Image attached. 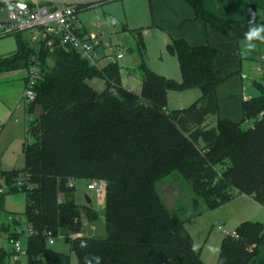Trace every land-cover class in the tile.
Listing matches in <instances>:
<instances>
[{"label": "trees", "instance_id": "1", "mask_svg": "<svg viewBox=\"0 0 264 264\" xmlns=\"http://www.w3.org/2000/svg\"><path fill=\"white\" fill-rule=\"evenodd\" d=\"M184 1L220 33L245 40L252 19L230 23L203 0ZM254 21L264 25V15L261 23ZM13 35L17 51L0 57V73L28 69L35 57L41 73L36 100L26 110L33 120L23 147L25 166L0 172V213L7 194H26L24 215L34 230L26 264L71 263L69 254L50 247L48 236L68 240L77 264L91 255L102 257V264H206L187 220L238 195L264 206V85L243 101L241 121L219 118L217 89L231 74L215 66L216 48L173 38L168 50L178 57L182 80L158 74L143 61L142 87L135 92L123 85L118 63L95 67L49 40L33 43L22 32ZM138 44L143 47L141 38ZM95 77L105 81L103 90L89 83ZM191 88L202 96L169 111L168 92ZM210 117H217L212 125ZM257 117L253 128L244 126ZM170 175L190 183L191 208H169L162 200L156 185ZM78 179L106 182V236L84 235V219L97 222L100 213L76 201ZM236 231L238 238H223L217 264H264V224L244 221ZM8 232L10 242L18 237ZM0 264H16L2 247Z\"/></svg>", "mask_w": 264, "mask_h": 264}, {"label": "crops", "instance_id": "2", "mask_svg": "<svg viewBox=\"0 0 264 264\" xmlns=\"http://www.w3.org/2000/svg\"><path fill=\"white\" fill-rule=\"evenodd\" d=\"M38 1L49 7L61 8L71 0ZM79 1L82 3L81 10L93 9L90 12L93 11L94 19H91L92 28L89 29L82 22L81 17L87 18L86 15L90 12L86 11L80 16L77 15L75 24L78 28L84 33L88 31L103 32L107 37L115 39L130 34L137 40L140 64L144 61L150 69L167 78L182 80L178 57L168 50V45L173 38L183 39L190 46L210 45L216 48L220 55L214 60L215 66L231 74V77L217 89L220 106L218 117L234 121L242 120L243 101L257 95L247 94V88L241 79L247 78L255 83L249 75L264 73V60L262 59L264 55L261 53L256 57H251L256 58L258 63L253 62L250 65L247 62V58H250L247 56L255 53L253 49L247 48L246 40H235L220 33L204 20L197 18L193 7L184 0ZM203 3L207 10L230 23L253 18L257 19L259 23L263 20L264 0H203ZM77 21H80V24ZM31 35L32 42L40 41L33 38L32 32ZM140 38L143 40V47L138 44ZM254 44L259 47L260 52L264 48V41L254 42ZM16 51L0 55V57L12 55ZM139 66L137 64L136 67L132 61L120 66L123 85L135 92H140L142 87ZM259 67H262L261 71ZM26 80L27 69L0 73V128L8 123L22 122L23 115L26 113L22 103ZM201 96L202 91L199 88L182 91L170 90L167 108L169 111L185 109ZM216 119L217 117H210L208 122L212 125ZM92 227L93 230H96L95 226ZM91 234L86 233L85 235Z\"/></svg>", "mask_w": 264, "mask_h": 264}, {"label": "rangeland", "instance_id": "3", "mask_svg": "<svg viewBox=\"0 0 264 264\" xmlns=\"http://www.w3.org/2000/svg\"><path fill=\"white\" fill-rule=\"evenodd\" d=\"M90 10L93 9L80 10L77 15L80 16L86 11L90 12ZM86 16L87 18L85 16L84 18L81 17V20L89 29H91V19H94L93 11L87 13ZM80 21H77L78 24H80ZM22 33L25 38H28L29 40L31 39V31H24ZM37 39L39 40L40 38L37 37ZM117 40L122 44L125 52V58L119 62L120 66L130 61L135 63L136 67L137 64L140 65V54L137 48V40L130 34L117 38ZM15 41L13 34L0 37V55L16 51L17 47ZM33 45L36 46V44ZM132 50L133 52H131ZM259 50V47L255 45V48L253 49L255 54L247 56L250 57L247 58V62H249L250 65H252L253 62L258 63L256 58L251 57H256V55H260V53L261 55H264V48L261 49V52ZM50 62L52 63V61ZM239 75L241 77V74ZM249 77L253 79L255 83L247 80V78L241 77L244 86L247 88L246 93L250 95L260 94V85H264V80H262V78H264V73H254L253 75H249ZM123 82L125 83L124 79ZM89 83L99 91L105 88V81L98 77L90 79ZM13 119L15 118L13 117ZM29 125L30 120L26 112L23 115L21 123H8L0 128V172L3 170L24 168L25 155L23 147L26 140H30L29 135H27ZM244 126H247V124L245 123ZM74 184L76 201L79 204H87L88 196L92 199L90 205L100 213V218L97 222H89L87 219H84V234L93 233L91 235L106 236V228L102 222L104 203L97 199L93 190L88 188L86 180L78 179ZM156 187L167 207L170 208L173 205L185 204L191 208L194 193L190 183L184 178L179 177L178 175H170L163 181L158 182ZM25 209L26 194L24 192L9 193L5 196L4 210L0 213V247L8 252L10 261L14 248L12 242L9 240L8 231L13 232L15 229V225L10 220V217L19 215L21 217L20 225L25 228ZM244 221L261 222L264 224V206L248 195H238L232 200L223 203L214 209H203L200 215L187 220L186 227L194 239L195 248L200 254L201 259L206 264H217L220 258L222 240L225 237L218 229V226L223 225L227 230L235 231ZM92 226H95L96 230H93ZM22 243L23 246L26 245L25 238H22ZM49 245L57 252L69 254L71 257L70 264H77V258L71 251L70 243L64 237L56 238L55 242ZM26 263V256H21V264Z\"/></svg>", "mask_w": 264, "mask_h": 264}, {"label": "built area", "instance_id": "4", "mask_svg": "<svg viewBox=\"0 0 264 264\" xmlns=\"http://www.w3.org/2000/svg\"><path fill=\"white\" fill-rule=\"evenodd\" d=\"M81 5L79 0H71L61 8L43 5L38 0H0V37L31 31L34 39L38 37L40 41L49 40L52 45L56 43L67 51L74 50L82 58L88 60L92 66L103 67L107 64H119L124 59L125 52L117 39L109 38L99 31L84 33L76 26L75 20L77 13L81 10ZM259 70L261 71L262 67H259ZM40 78V61L35 57L32 65L27 69L26 86L22 93V103L26 110L36 100V84ZM29 120L31 122L33 117L29 116ZM257 120L258 117L246 124L253 128ZM88 188L95 192L97 199L101 200L105 206L106 182L102 179H94L88 183ZM10 220L15 225L13 232L18 235L12 241L14 251L11 262L21 264V256H25L26 249L22 238H25L27 244L34 230L27 220H25V228L21 227L19 215L10 217ZM218 229L225 237H239L236 230L229 231L223 225H219ZM78 236L80 234L73 235L74 238ZM55 240V237L48 236V244H53Z\"/></svg>", "mask_w": 264, "mask_h": 264}, {"label": "clouds", "instance_id": "5", "mask_svg": "<svg viewBox=\"0 0 264 264\" xmlns=\"http://www.w3.org/2000/svg\"><path fill=\"white\" fill-rule=\"evenodd\" d=\"M245 40L247 41V48L252 50L255 48L254 41H264V25H257L254 18L249 21L248 29L244 33ZM88 246L87 241L82 239L80 247L86 248ZM84 264H102V257L91 255L84 258Z\"/></svg>", "mask_w": 264, "mask_h": 264}, {"label": "water", "instance_id": "6", "mask_svg": "<svg viewBox=\"0 0 264 264\" xmlns=\"http://www.w3.org/2000/svg\"><path fill=\"white\" fill-rule=\"evenodd\" d=\"M87 204H91V199L87 196ZM26 254V252H24Z\"/></svg>", "mask_w": 264, "mask_h": 264}]
</instances>
